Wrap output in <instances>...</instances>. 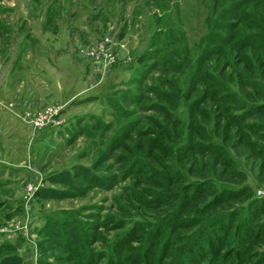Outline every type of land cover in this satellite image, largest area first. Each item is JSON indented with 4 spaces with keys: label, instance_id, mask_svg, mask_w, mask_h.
Masks as SVG:
<instances>
[{
    "label": "rangeland",
    "instance_id": "1",
    "mask_svg": "<svg viewBox=\"0 0 264 264\" xmlns=\"http://www.w3.org/2000/svg\"><path fill=\"white\" fill-rule=\"evenodd\" d=\"M212 2L213 0H0V92L4 106L13 109L19 116L12 117L21 127L22 141L21 148L8 144L1 147L2 152L7 153L10 158L0 157V165L26 168L32 175L19 184L20 198H17L18 191L12 196L20 206L12 212L5 209L0 211V230H3L0 235L3 236L2 239H7L8 235L13 237L7 239L9 242L5 243L8 244H4L12 248L4 247L0 256L12 254L18 257L8 260L12 261L11 264H47L44 261L76 264L75 260L64 258L67 251L44 240L40 230L49 218L62 220L75 216L83 220L85 215L97 211L101 216L112 214L124 219L125 226L117 231L128 229L132 219L146 220L147 223L153 219L159 221L161 217L167 218L168 220H164L167 222L172 219L177 203L155 209L142 205L135 198L127 200L126 195L129 194L121 188L131 184L148 201L152 202L154 199L147 192L148 188L143 191V187L150 188L152 184L137 186L133 177L124 178L113 188L106 190L86 187L87 180L80 174L75 179L79 187L72 190L75 193L71 196H64L71 193L70 183L50 181L47 177L56 175L60 178L62 171H75L76 165H96L95 172L98 174L122 173V167L127 162H118V157L127 155L128 152L125 147L110 149V144L118 138L125 125L138 121L136 129L130 134L131 139L124 138L125 145L138 146L136 141L141 138L138 135L140 131H146L150 136L156 133L165 135L163 133L168 127L156 124L159 121L163 126L167 125L166 118L155 109L157 105H166L173 116H184L185 109L182 106L185 102L186 83L194 71L208 31V23L215 21L221 14L220 8L225 5L226 0H219L215 9ZM106 34H111L117 42L116 61L111 65L97 62L102 70L100 76L92 74L93 65L87 74L91 60L80 52V48L91 46ZM33 36L36 37L35 40ZM171 50H176V55H172ZM166 58L170 60L167 63ZM222 62L221 59L219 63ZM16 63L20 68L15 67ZM151 63H156L152 69L148 66ZM97 65L95 67L98 68ZM211 65L210 62L209 68ZM230 71L227 67L226 72ZM201 88L199 84L192 95L199 94ZM155 89L175 96L172 101L167 102L156 95ZM134 95L139 99L130 102ZM239 95L238 92V97H241ZM149 105L153 107L147 109ZM57 108L60 110L56 112ZM261 119L264 118H249L250 122L256 123L252 128L256 131L260 129L259 135L254 134L252 129H248V132L250 131L251 140L264 146V120ZM212 125L211 120L206 128L213 137ZM170 128L172 132L173 128ZM149 129L157 132L151 133ZM237 135L239 140L236 141L234 137L225 140L221 135L212 138L215 143L225 147L235 162L234 169L237 173L232 177L237 181L236 184L225 182L227 178L222 176L219 182L224 181L231 187L238 188L245 185L248 192L233 206H220L216 212L206 210V220H216L221 215L226 219L230 217V213L238 210V218L234 220L239 221L247 213L248 201L264 194L262 158L256 156L255 150L249 151L243 146L242 139H245V135ZM164 139L166 145L176 146L167 136ZM158 155L165 163H172L185 177L194 178L192 173L186 171L187 166L179 168L174 151L172 157L163 149L158 150ZM145 161L148 170L160 169L163 172L165 169L160 162L155 164L150 158H145ZM45 186L56 189L57 196L52 192L40 193L39 190ZM217 190H211L208 199H212L218 193ZM31 192L32 196L29 194ZM258 219L264 221V213L259 214ZM117 231L102 228L103 240L108 242ZM233 231L235 230L225 233L227 239L220 244V254L233 243ZM174 234L182 237L183 232L177 228ZM104 241L95 243L94 249L105 248ZM139 243L140 240L133 241L132 245ZM183 243L184 240L181 241L182 245ZM205 243H212L213 246V238L210 237ZM2 245L0 244V248ZM206 247L208 245L204 248L207 249ZM210 256L207 252L203 260L196 256L186 260H199L201 264H207ZM247 263L258 264V260L252 258L244 262ZM99 264H104V260ZM225 264L235 262L226 261Z\"/></svg>",
    "mask_w": 264,
    "mask_h": 264
},
{
    "label": "trees",
    "instance_id": "2",
    "mask_svg": "<svg viewBox=\"0 0 264 264\" xmlns=\"http://www.w3.org/2000/svg\"><path fill=\"white\" fill-rule=\"evenodd\" d=\"M218 1L213 0L214 9L218 6ZM220 9L222 11L217 19L208 23V31L196 59L194 71L186 83L185 102L182 106L185 109L184 116H173L166 105H157L155 108L167 120L166 126L159 121L156 123L159 127H168L163 137L158 135L159 133L150 136L148 132L140 131L138 135L141 138L136 141L138 146L125 145L124 138L130 140L131 132L136 129L138 121H133L125 125L118 138L110 144V149L125 147L128 152L127 155L118 157V162H127V165L122 167V173L98 174L95 172L96 165H76L75 171H62L63 176L60 178L56 175L47 177L50 181L71 184V193L64 196L74 195L75 191L72 190L79 187L75 179L80 174L87 180L86 187L94 186L106 190L113 188L124 178L133 177L137 186L152 184L150 188L143 187V191L148 188L147 192L153 195L154 199L152 202L148 201L135 191L136 188L131 184L121 188L128 192L127 200L135 198L142 205L155 209L177 203L171 215L172 219L167 222L164 221L168 220L167 218L161 217L159 221L153 219L150 223L132 219L128 229L117 231L125 226L126 221L112 214L101 216L97 211L85 215L83 220L75 216L62 220L49 218L40 231L49 244L68 252L64 255L67 257H64L65 259L75 260L76 264H99L102 259L104 264H201L199 260H203L209 252L211 256L207 264H225L226 261L233 260L235 264H244L252 258H256L258 264L264 263V221L258 219L259 214L264 213V194L248 201L247 213L239 221L234 220L238 218V210L230 213V217L226 219L221 215L216 220L212 218L209 221L204 216L206 210L216 212L220 206H233L248 192L245 185L238 188L231 187L224 181L219 182L222 176L229 179L225 182L234 185L237 181L232 177L237 173L234 160L225 147L212 140L213 137L221 135L225 140L234 137L236 141L239 140L237 133L245 135V139H242L243 146L249 151L252 149L257 152L256 156L262 158L264 168V146H260L256 140H251L250 131L248 132V129H252L254 134L259 135L260 131L252 128L256 123L250 122L249 118H264V0H226ZM170 53L176 55V50H171ZM221 59L223 62L219 63ZM168 60L165 59L166 63ZM210 62L213 69L211 66L209 68ZM148 66L152 69L156 63ZM227 67L231 69L230 72H226ZM199 84L202 86L201 91L192 95L197 91ZM235 90L241 97H238ZM155 91L160 99L167 102L172 101L175 96L157 89ZM135 95L130 102L139 99ZM211 120L214 127L213 137L206 128ZM169 127L173 128L172 132ZM166 136L176 146L166 145ZM161 149L169 157H172L174 151L179 168L187 166L186 171L192 173L194 178L185 177L172 163H165L158 155V150ZM145 158H150L155 164L160 162L166 170H148ZM211 190H217L218 193L208 199ZM55 191L56 189L46 186L39 190L42 194L52 192L57 196ZM120 210H123L122 207ZM102 228L118 233L106 242L102 237ZM177 228L183 232L182 237L174 234ZM185 229L188 231L185 232ZM233 229V243L220 254V244L227 239L225 233L232 232ZM210 237L213 238V246L209 243L205 249V242L210 240ZM102 240L106 247L94 249V244L103 242ZM138 240L139 244L132 245L133 241ZM183 240L185 243L182 245ZM4 244L8 243H1L0 253L4 247L12 248ZM14 256H0V264H11L12 261L8 260L18 259ZM194 256L199 258L198 262L186 260Z\"/></svg>",
    "mask_w": 264,
    "mask_h": 264
},
{
    "label": "crops",
    "instance_id": "3",
    "mask_svg": "<svg viewBox=\"0 0 264 264\" xmlns=\"http://www.w3.org/2000/svg\"><path fill=\"white\" fill-rule=\"evenodd\" d=\"M34 40L36 37H32ZM93 65L92 74L96 77L100 76L101 68L97 65V61H92L87 70V74L91 71ZM95 65L98 66L95 67ZM20 65L16 63L15 67L20 68ZM3 96L0 92V157L10 158L7 153L2 152L1 147L6 144L13 147V145L21 148V127H19L12 116H17V113L13 109H9L3 104ZM19 116H17L18 118ZM23 121V120H22ZM18 144V145H17ZM16 147V148H17ZM32 177L31 173L26 169L18 166H3L0 165V211L2 209L8 210L7 212H12L17 209L20 204L12 198L15 191L17 192V198H20V183ZM7 239H12L11 235L6 236ZM3 236L0 235V244L2 242H9L7 239H2Z\"/></svg>",
    "mask_w": 264,
    "mask_h": 264
},
{
    "label": "built area",
    "instance_id": "4",
    "mask_svg": "<svg viewBox=\"0 0 264 264\" xmlns=\"http://www.w3.org/2000/svg\"><path fill=\"white\" fill-rule=\"evenodd\" d=\"M116 44L117 42L113 36L111 34H106L99 40H96L91 46L81 47L80 52L92 61L111 65L116 61ZM58 110H60V108H57L56 112ZM29 194L32 196L33 192ZM0 232H3V230H0Z\"/></svg>",
    "mask_w": 264,
    "mask_h": 264
}]
</instances>
